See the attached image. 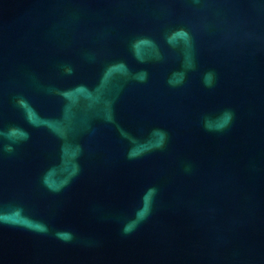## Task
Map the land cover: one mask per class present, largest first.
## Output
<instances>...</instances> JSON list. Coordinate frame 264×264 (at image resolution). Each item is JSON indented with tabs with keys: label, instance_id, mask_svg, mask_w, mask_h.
<instances>
[{
	"label": "water",
	"instance_id": "1",
	"mask_svg": "<svg viewBox=\"0 0 264 264\" xmlns=\"http://www.w3.org/2000/svg\"><path fill=\"white\" fill-rule=\"evenodd\" d=\"M0 264H264V0H0Z\"/></svg>",
	"mask_w": 264,
	"mask_h": 264
}]
</instances>
